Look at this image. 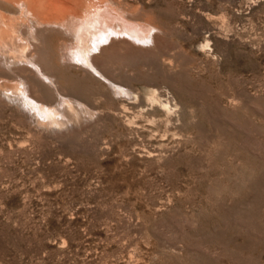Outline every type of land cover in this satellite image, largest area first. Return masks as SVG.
I'll list each match as a JSON object with an SVG mask.
<instances>
[{
  "label": "rangeland",
  "instance_id": "374dc122",
  "mask_svg": "<svg viewBox=\"0 0 264 264\" xmlns=\"http://www.w3.org/2000/svg\"><path fill=\"white\" fill-rule=\"evenodd\" d=\"M109 1L104 79L0 57V264H264V0Z\"/></svg>",
  "mask_w": 264,
  "mask_h": 264
},
{
  "label": "bare ground",
  "instance_id": "6f19581e",
  "mask_svg": "<svg viewBox=\"0 0 264 264\" xmlns=\"http://www.w3.org/2000/svg\"><path fill=\"white\" fill-rule=\"evenodd\" d=\"M107 1L0 0V57L1 55L6 54V51L9 50L7 46L10 44L13 54H22L21 56H17L19 58H24L30 69H38H36V71L34 70L36 75L39 72L41 75L46 76V74L43 73L44 69L43 71L42 69H39L41 66L39 63L40 61L38 60L37 62L35 59V46H37L36 44L38 43L37 34L39 32L42 34L41 31H48V29L54 30L53 28H55L59 29L64 36V42L60 41V43L63 44L60 49L61 52L59 51V53H57L58 56L61 55V59L64 58L74 64V66H79L81 69L84 68L87 71L88 69H91L98 74L99 77L104 79L105 77L93 64L92 58L95 57V54L93 53L94 49H97L99 53L101 49L114 41V39H120L119 37L122 36L120 39L122 40L125 35L130 39H135L140 42L142 40L144 42V40L147 39V35L144 36L143 34L136 32L137 30L132 29L133 27L130 26L125 16L118 15V13H116L117 11L115 12L118 2L116 3L117 6L115 7L114 5L115 8H113L109 4L110 1ZM103 44L107 45L104 46ZM58 48H60V46ZM9 55L8 57L12 59L11 53ZM5 56H7V54ZM14 58H16V56H14ZM77 62H80L83 65L79 63L77 64ZM38 64H40V66ZM0 77L2 78V76ZM10 92H12V94L14 93V96L15 94H23L27 100L26 105L29 107L36 104L30 99L26 89L18 84L13 86ZM163 107L167 110L170 108L167 104L163 105L161 108ZM46 110L48 113L45 115H51V110L47 107ZM167 113L170 112L167 111Z\"/></svg>",
  "mask_w": 264,
  "mask_h": 264
}]
</instances>
